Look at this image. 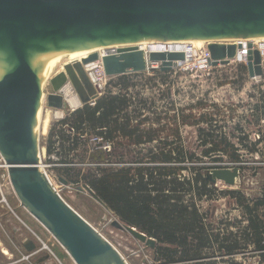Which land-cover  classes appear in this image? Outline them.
I'll list each match as a JSON object with an SVG mask.
<instances>
[{"label": "water", "instance_id": "water-1", "mask_svg": "<svg viewBox=\"0 0 264 264\" xmlns=\"http://www.w3.org/2000/svg\"><path fill=\"white\" fill-rule=\"evenodd\" d=\"M264 37V0H0V155L10 184L23 206L40 221L75 264H126L119 253L52 189L39 169L40 149L34 128L42 87L54 63L49 61L95 46L131 43L210 41L211 67L227 65L240 45L224 39ZM247 57L250 78L261 79V57L252 45ZM91 54L50 81V109L67 103L61 89L69 83L83 105L93 104L98 91L85 65ZM183 52H150L135 48L102 57L106 77L142 73L150 64L169 72ZM72 109V110H75ZM240 170L214 168L206 172L215 185L234 186ZM63 184L67 181L60 179ZM101 202L85 184L78 187ZM112 226L155 249L156 241L117 221ZM34 245H26L32 250Z\"/></svg>", "mask_w": 264, "mask_h": 264}, {"label": "rangeland", "instance_id": "rangeland-1", "mask_svg": "<svg viewBox=\"0 0 264 264\" xmlns=\"http://www.w3.org/2000/svg\"><path fill=\"white\" fill-rule=\"evenodd\" d=\"M206 46L207 44L200 47L189 44L188 47H193V52H196ZM240 65H218L210 70L201 71L192 67L188 71L172 70L166 75H158L151 70L159 68V65L153 64L155 68L149 66L145 72L123 76L126 84L130 86L125 92L131 96L133 107L144 109V115L149 119L148 125H144L143 128H157L156 121H160L161 125L165 126L161 134L164 136L169 133L171 127H174L172 118L178 114L177 110H183L184 115H192L194 119H199L201 115H206L207 119L211 118L212 124L216 126L214 130L230 137L236 144V137L242 139L243 146L237 144V147L241 154L240 165L244 169L236 165L240 173L235 185L230 187L218 182L214 186L222 191H243L245 198L248 199L247 203L253 206L256 200L264 199V78L259 79L260 81L250 78L247 70H240ZM246 65L247 63L244 64ZM91 72L102 84L98 97L106 92L114 94L119 92L120 88L117 84L121 83L123 78L104 77L103 70L97 66ZM100 74L102 77L99 76ZM91 82L93 83L92 80ZM93 85L95 86L94 83ZM45 87L44 94L47 97L52 93V89L50 85ZM66 109L60 110L62 113L64 111V115L62 118H57L54 112L59 110L50 109L46 101L42 106L41 120L47 111L50 112V118L48 133L36 134L40 149V171L50 178L59 190L62 200L110 243L126 264H163L157 261L155 249L145 246L129 233L112 226L115 221L125 223L102 202L94 200L86 191L78 190L82 184L86 185L83 179L74 178L72 183V180L63 177L60 171L64 169L60 162L67 163L65 165L69 166L66 167L75 169L80 175H86L90 169L93 172L96 166H105L113 162H137L145 158L148 149L157 147L158 144L114 146V148L105 144L99 147L93 145L96 140L90 136L87 146H69L71 150L67 156L64 154L56 156L54 153L48 156L45 146L50 133L58 131V122L68 112L76 110L65 113ZM199 128L209 129L201 123L198 126L181 127V133L184 146L201 158L205 147L199 142ZM203 161L206 165L210 163L209 158L203 157L201 162ZM5 166L4 159L0 155V249L10 254L8 257L4 256L1 249L0 264H75L47 228L22 205L10 184ZM219 167L232 168L233 165L222 163ZM60 179L67 181V184H63ZM236 203L235 198L223 195L212 196L203 203L208 209L213 207L215 210L214 217L208 219L213 230H218L221 234L242 233L247 227V222L242 212L234 208ZM30 243L34 248L29 251L26 245ZM234 259L242 264H264L252 245L246 253L236 254Z\"/></svg>", "mask_w": 264, "mask_h": 264}, {"label": "trees", "instance_id": "trees-1", "mask_svg": "<svg viewBox=\"0 0 264 264\" xmlns=\"http://www.w3.org/2000/svg\"><path fill=\"white\" fill-rule=\"evenodd\" d=\"M240 70L246 71V66L241 64ZM151 71L158 75L171 72H161L160 68ZM120 77L123 79L117 84L118 93L106 92L94 105L87 104L70 111L58 122V131H52L48 137L47 155L67 156L71 147L87 146L90 136L96 140L93 145L99 147L152 143L158 146L148 149L145 158L137 162L118 161L96 166L86 175H80L75 169L66 167L69 166L65 165L67 163L60 162L64 167L60 170L64 175L61 176L72 183L74 178L83 179L123 223L154 239L158 262L242 264L235 261L234 256L246 253L251 245L264 261V199H258L250 206L243 191L218 190L206 178L208 169L220 168L222 163L244 169L237 147V144L243 146L244 141L236 137L237 144L234 143L230 137L214 130L216 126L211 118L201 115L194 119L192 115H184L183 110H177L178 114L172 118L174 127L164 136L161 134L165 126L160 121H156L157 128H143L149 119L144 115V109L133 107L131 96L125 92L130 86L124 76ZM201 123L209 127L198 130L199 142L205 147L201 154L210 159L207 165L201 162L203 157H197L184 146L181 133V127ZM220 195L237 200L234 208L242 212L247 222L240 235L221 234L211 228L208 219L214 217L215 210L213 207L208 209L203 203Z\"/></svg>", "mask_w": 264, "mask_h": 264}, {"label": "bare ground", "instance_id": "bare-ground-1", "mask_svg": "<svg viewBox=\"0 0 264 264\" xmlns=\"http://www.w3.org/2000/svg\"><path fill=\"white\" fill-rule=\"evenodd\" d=\"M247 41H251V42H259V41H263L264 37H258V38H248V39H244ZM239 41H243L242 39H224L222 42H224L226 45H238ZM211 42V40L209 41ZM208 41L205 40H181V41H173V42H160V41H154L152 43H131V44H125V45H108V46H95L91 49L88 50H84V51H80V52H76V53H72V54H68L64 57L49 61V63H54L52 68L50 69L42 87L40 88V101H39V105H38V113H37V118H36V123H35V128H34V136L36 138V134H38V132L41 135H46L48 133L49 130V118H50V112L47 111L45 113V116L43 118V120H41L42 118V106L44 104V102L46 101V97L44 94V87L47 85H50V81L55 78L56 76L62 74L65 72L64 67L67 65H73L74 63H79L82 61V59H85L86 57H88L91 54H98V60L94 61V63L92 64H87L85 65V69L86 72L89 73L90 79L93 81V83L95 84L97 91L101 92L102 89V84L101 82H99V79L95 76L94 73L91 72V70H93L94 67H100L102 68L101 65V59L103 56L107 55V54H114L116 53V51L118 50H125V49H129V48H137L139 50L144 51L146 54L150 53V52H169V51H174L173 45L175 44H191L193 46H204V45H208L209 43ZM221 43V42H219ZM223 43V44H224ZM172 44V45H170ZM149 48H148V47ZM168 46L170 47V50L168 48ZM178 51H181V47L177 49ZM46 88V87H45ZM61 95L64 97L65 102L67 103V109L65 110V113H67L68 111L75 109L76 107L79 106V100L77 98V96L73 93L71 86L69 85V83H67L60 91ZM64 113V111H63ZM62 113V111H55L54 112V116L57 118H62V116L64 115ZM52 118V116H51ZM51 120V119H50ZM6 167V166H5ZM2 247V246H1ZM4 248V247H3ZM2 249V248H1ZM0 249V250H1ZM2 254L6 257L9 256V253L6 250L2 249Z\"/></svg>", "mask_w": 264, "mask_h": 264}, {"label": "built area", "instance_id": "built-area-1", "mask_svg": "<svg viewBox=\"0 0 264 264\" xmlns=\"http://www.w3.org/2000/svg\"><path fill=\"white\" fill-rule=\"evenodd\" d=\"M239 42H241L238 44L241 46V48L236 50L235 57L233 59H231L227 65L229 66L231 64H236V65L246 64L248 53L250 51V49L248 48V45L251 44L252 50H257L260 54L261 68H262V73H263V75H262L263 77H261L260 80H263L262 78H264V40L259 41V42H251V41L243 40V41H239ZM170 45H172V44H170ZM188 46H189V44H180V45L175 44V45H173L174 51L172 50L169 52H183L185 55V59L182 62H180V61L176 62L175 67L172 70L188 71L192 67L198 71L206 70V69L207 70L212 69V67H210V65H209L210 53L207 49V46L199 49L196 52H193L194 51L193 47H188ZM170 47L171 46H168L169 50H170ZM180 47H181V51H178L177 49ZM152 65L153 64H150L149 66H152ZM155 65H159V64H155ZM151 68H155V67L152 66ZM157 68L158 67H156V69ZM101 70H103V69H101ZM87 74H89V73H87ZM99 76L102 77L101 74ZM103 76L106 77L104 74H103ZM254 79L257 80L255 77H254ZM44 175L47 178L48 182L50 183L52 189L60 196L59 190L53 185L50 178L45 173H44ZM55 259H56V257H55Z\"/></svg>", "mask_w": 264, "mask_h": 264}, {"label": "crops", "instance_id": "crops-1", "mask_svg": "<svg viewBox=\"0 0 264 264\" xmlns=\"http://www.w3.org/2000/svg\"><path fill=\"white\" fill-rule=\"evenodd\" d=\"M10 255V254H9ZM238 262V261H237Z\"/></svg>", "mask_w": 264, "mask_h": 264}]
</instances>
